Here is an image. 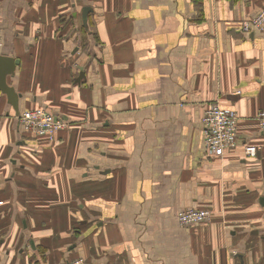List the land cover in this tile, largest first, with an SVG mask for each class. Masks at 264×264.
Here are the masks:
<instances>
[{
  "label": "crops",
  "instance_id": "obj_1",
  "mask_svg": "<svg viewBox=\"0 0 264 264\" xmlns=\"http://www.w3.org/2000/svg\"><path fill=\"white\" fill-rule=\"evenodd\" d=\"M263 7L0 0L20 113L68 123L52 145L30 137L0 92V264H264V31L240 30ZM215 102L240 119L224 156L205 148ZM191 207L211 220L182 226Z\"/></svg>",
  "mask_w": 264,
  "mask_h": 264
},
{
  "label": "built area",
  "instance_id": "obj_2",
  "mask_svg": "<svg viewBox=\"0 0 264 264\" xmlns=\"http://www.w3.org/2000/svg\"><path fill=\"white\" fill-rule=\"evenodd\" d=\"M240 30L245 33L264 31V7L255 16L244 20L240 24ZM202 120L205 148L210 156H224L238 147L240 119L237 111L215 102L205 110ZM256 120L260 129L264 131V109L258 112ZM19 121L24 133L32 137H47L52 140L68 127L64 118L41 106L22 112ZM212 213L208 208L191 207L179 211L177 218L182 226H194L210 221ZM63 264H88V262L80 257L67 260Z\"/></svg>",
  "mask_w": 264,
  "mask_h": 264
},
{
  "label": "water",
  "instance_id": "obj_3",
  "mask_svg": "<svg viewBox=\"0 0 264 264\" xmlns=\"http://www.w3.org/2000/svg\"><path fill=\"white\" fill-rule=\"evenodd\" d=\"M93 11L92 7L83 8V21L85 27L88 26V15ZM78 51V48L75 50ZM75 53V52H74ZM21 63L20 59L0 54V92L3 95H6L8 102L13 106L16 116L20 114V99L24 98V94L17 91V88L14 84L9 83V77H15L17 72V67ZM84 72H81L77 81L80 82L84 77ZM19 117V116H18ZM64 118V117H63ZM66 120V118H64ZM264 202V197L261 198V203ZM31 245L35 248L34 241H30Z\"/></svg>",
  "mask_w": 264,
  "mask_h": 264
},
{
  "label": "rangeland",
  "instance_id": "obj_4",
  "mask_svg": "<svg viewBox=\"0 0 264 264\" xmlns=\"http://www.w3.org/2000/svg\"><path fill=\"white\" fill-rule=\"evenodd\" d=\"M83 46H85V41H84ZM38 139H40V138H38ZM41 142H42V141H41ZM45 143H46V144H49V145H52L51 141L48 140V139L45 140ZM30 241H31V240H30ZM30 241H29V242H30ZM30 243H31V242H30Z\"/></svg>",
  "mask_w": 264,
  "mask_h": 264
},
{
  "label": "trees",
  "instance_id": "obj_5",
  "mask_svg": "<svg viewBox=\"0 0 264 264\" xmlns=\"http://www.w3.org/2000/svg\"><path fill=\"white\" fill-rule=\"evenodd\" d=\"M45 108H46V107H45ZM46 139L50 140L51 142L54 140V139L52 140V139H50V138H47V137H46Z\"/></svg>",
  "mask_w": 264,
  "mask_h": 264
}]
</instances>
